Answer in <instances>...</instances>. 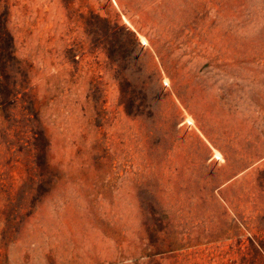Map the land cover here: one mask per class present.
<instances>
[{"label":"rangeland","instance_id":"374dc122","mask_svg":"<svg viewBox=\"0 0 264 264\" xmlns=\"http://www.w3.org/2000/svg\"><path fill=\"white\" fill-rule=\"evenodd\" d=\"M0 264H264V0H0Z\"/></svg>","mask_w":264,"mask_h":264}]
</instances>
